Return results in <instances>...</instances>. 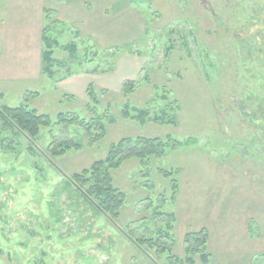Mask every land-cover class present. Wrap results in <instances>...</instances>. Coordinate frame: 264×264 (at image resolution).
<instances>
[{"label":"rangeland","instance_id":"1","mask_svg":"<svg viewBox=\"0 0 264 264\" xmlns=\"http://www.w3.org/2000/svg\"><path fill=\"white\" fill-rule=\"evenodd\" d=\"M90 1L89 35L46 12L45 31L63 34L41 80L0 82V108L27 105L51 120L34 138L0 121V264H170L124 237L138 238L142 220L182 264L185 237L201 229L208 264H264V121L248 122L236 104L264 107V0H94L105 16ZM15 2L0 0V24ZM140 108L144 124L132 119ZM60 113L71 120L58 124ZM137 136L169 146L113 171L126 196L117 219L79 216L63 191L53 199L63 178ZM69 141L78 148L53 155ZM155 212L174 215L170 240Z\"/></svg>","mask_w":264,"mask_h":264},{"label":"trees","instance_id":"2","mask_svg":"<svg viewBox=\"0 0 264 264\" xmlns=\"http://www.w3.org/2000/svg\"><path fill=\"white\" fill-rule=\"evenodd\" d=\"M57 42L55 39H51L46 34L43 36L44 50L43 57V71L45 70V64L49 65L53 55V46ZM47 71V70H45ZM2 94L0 93V96ZM147 112L145 109H138V113L132 116L133 120H136L139 124H144L146 121ZM124 116L128 117V112H124ZM66 115L60 113L57 116V123H66L70 121ZM0 121L2 125L9 127L13 134L18 135L24 133L30 138H34L39 134L42 127H48L51 125L50 117L47 114L39 113L35 109L29 108L27 105H21L18 107L0 108ZM101 135H104L103 127ZM10 138L8 144L10 147L14 144ZM178 142H174L175 145ZM79 143L72 141L62 142L57 146L51 148L53 155H63L65 151L70 148H78ZM169 146V142H165L159 138H149L145 136L124 137L116 143L109 146V149L104 158L94 161L88 168L82 169L80 172L73 173L69 177L63 178L55 187L53 199L58 198L63 191L66 193V198L72 201L75 211H79V216H83L86 212H91L92 215H106L111 219H117L119 212L125 202V193L115 187L113 183L112 173L118 169L125 161L131 158H138L140 161L151 156H160L165 152L166 147ZM167 172L165 176L170 175ZM173 187H176V183H173ZM60 189V191H59ZM54 201L49 204V209L52 216H57L56 220L60 219V210H51L54 206ZM155 215L164 217L167 219V230L163 237L170 240L168 231L171 229L170 222L174 221V215L172 213H158ZM141 228L138 238L135 237L132 229L131 233H127L124 237H127L132 242L138 245H147L148 248H155L160 254L166 253L170 264H182V259L172 256L171 248L173 242H167L159 238L152 237L154 230H152L151 221L142 220L137 230ZM146 234V235H145ZM88 235L84 240L89 238ZM208 233L206 230L200 231L185 237V243H187L188 256L184 258L189 264H193V253H200V258L204 264L209 262V253L207 252Z\"/></svg>","mask_w":264,"mask_h":264},{"label":"crops","instance_id":"3","mask_svg":"<svg viewBox=\"0 0 264 264\" xmlns=\"http://www.w3.org/2000/svg\"><path fill=\"white\" fill-rule=\"evenodd\" d=\"M93 2L95 6L97 2L94 0ZM87 3H91V1L45 0L42 3L37 1V4L34 5L31 1L16 0L13 8L17 11L11 12L9 22L0 24V82L41 80L44 76L43 36L46 34L51 39H56L57 36L63 34L60 27L58 29L50 27L51 29L48 30H51L52 33L45 31L43 26L45 15L51 13L54 20L69 25L72 34L79 35L82 32L89 35L93 30L91 26L93 22L90 19V10H84V5ZM33 5L36 6V10L33 8L35 15L31 14ZM97 5L99 6V2ZM95 10H93V17ZM100 13L105 16V13Z\"/></svg>","mask_w":264,"mask_h":264},{"label":"flooded vegetation","instance_id":"4","mask_svg":"<svg viewBox=\"0 0 264 264\" xmlns=\"http://www.w3.org/2000/svg\"><path fill=\"white\" fill-rule=\"evenodd\" d=\"M237 106L245 114L246 120L253 121L254 119L264 121V107L260 109H254L245 102L236 101Z\"/></svg>","mask_w":264,"mask_h":264}]
</instances>
